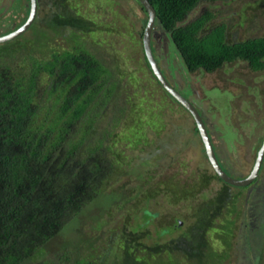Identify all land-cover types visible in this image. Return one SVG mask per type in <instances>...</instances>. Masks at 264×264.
<instances>
[{"label":"rangeland","instance_id":"1","mask_svg":"<svg viewBox=\"0 0 264 264\" xmlns=\"http://www.w3.org/2000/svg\"><path fill=\"white\" fill-rule=\"evenodd\" d=\"M39 1L33 25L8 45L18 47L21 54L37 51L47 59L51 50L72 49L77 36L78 42L86 43V48L110 72L104 90L96 99L101 103L94 111L100 115L96 134L93 131L92 135L100 134L107 122L113 120V111L119 112L120 108L122 118L114 131L119 134V140L126 136L124 127L134 124L137 111L147 121L152 116L163 120L155 128L160 130L158 136L146 130L147 124L143 125L147 145H144L146 139L144 144L136 145V138L128 135L122 147L114 148L132 163L129 168L125 165L127 169L122 166L126 170L122 171L124 176L113 188L114 192L110 189L106 196L89 204L46 245L41 259L27 264H70L83 259L95 264H116L123 258L125 249L154 264L157 257L152 254V248L156 245H161V249L170 243L173 246L184 235H189L190 242L196 245L201 234L207 240L199 248L203 258L195 254L188 257L181 250L171 248L162 253L163 264H255L257 259L264 264V168L250 187L225 186L214 177L215 171L205 155L193 119L166 94L148 67L143 48L148 16L142 6L136 0H69L65 2L69 11L65 10L68 13L64 15L65 3L60 0ZM12 7L7 11L0 9V35L22 25L29 14L28 0H15ZM204 11L214 16L209 29L226 26L230 44L264 37V0L202 2L185 23ZM69 13L76 14L75 19L82 17L80 21L87 28H81L78 23L62 24L63 15L70 18ZM8 20L17 24L5 22ZM174 52L172 73L182 78L178 84L184 85L185 67L180 64L181 56ZM154 57L169 78L171 68L155 54ZM192 77L191 87L195 89L199 109L223 132V136L215 133L214 142L220 147L224 167L237 174V178L247 177L264 140V71H253L247 62L237 61L212 74ZM47 81V77L42 79L43 84ZM113 81L115 89L111 87ZM199 81L203 87L198 89ZM172 86L188 98L184 89L174 82ZM107 89H114L113 99L110 104L106 99L103 105L101 98ZM95 105L89 109L93 111ZM163 158L166 159L162 161ZM160 160L161 165L157 163ZM152 169L156 170L155 176ZM149 177H152L150 183L145 181ZM205 207L217 212L208 223L203 222L204 218H210V212L205 217ZM143 208L152 214L148 222ZM197 224L201 225L199 234L192 230ZM222 232L229 237L224 243L220 241ZM227 241L230 245H226ZM64 255L70 256L68 262Z\"/></svg>","mask_w":264,"mask_h":264},{"label":"trees","instance_id":"2","mask_svg":"<svg viewBox=\"0 0 264 264\" xmlns=\"http://www.w3.org/2000/svg\"><path fill=\"white\" fill-rule=\"evenodd\" d=\"M149 1L156 10L157 24L171 35L177 53L191 72L202 68L212 73L237 61L247 62L253 71H264V37L230 44L225 25L209 29L214 19L209 11L185 23L200 3L228 0ZM65 2L69 0H60V3ZM63 6L64 11H69L66 3ZM64 15L62 24L78 23L81 28H87V24L84 27L80 21L82 17ZM10 43L15 41L0 44V264H27L41 259L50 241L89 204L106 196L108 190L122 180V171L132 163L114 148L122 147L128 135L136 138V145L144 139L143 144L147 145L143 125L147 124L146 130L158 136L160 130L155 128L163 118L152 116L147 121L146 116L137 111L134 124L124 127L127 137L119 140V134L114 131L122 118L120 108L119 112L113 111V120L107 122L100 134L92 135L93 131L96 134L100 115L99 111H94L101 103L96 99L104 90L110 72L86 48V43L78 42L77 36L72 49L51 50L47 59L37 51L21 54V50L8 45ZM44 77L48 78L45 84L42 83ZM115 84L113 81L111 87ZM111 89L105 91L102 104L106 99L112 103L111 93L115 88ZM93 103L96 105L92 111L89 108ZM124 131L120 134L124 135ZM157 163L162 164L161 160ZM155 171L152 169V175ZM214 177L229 186L216 173ZM209 179H213L212 176ZM150 180L152 177L145 181L150 183ZM208 208H204L205 217L210 212V218L203 219L205 223L217 213ZM144 210L148 222L152 214ZM200 229L201 225L197 224L192 230L199 234ZM200 237L196 245L190 242L189 235L173 242V246L170 243L161 249V245H156L152 248V254L157 257L154 264H163L162 253L171 248L181 250L188 257L195 254L203 258L199 248L207 240L203 234ZM227 237L222 232L221 243ZM128 251L124 250L123 258L116 264H150L147 259L140 260ZM64 258L67 262L70 260L69 255ZM70 264L95 263L83 259Z\"/></svg>","mask_w":264,"mask_h":264},{"label":"water","instance_id":"3","mask_svg":"<svg viewBox=\"0 0 264 264\" xmlns=\"http://www.w3.org/2000/svg\"><path fill=\"white\" fill-rule=\"evenodd\" d=\"M142 8L145 10L148 16V22L143 32V48L146 59L149 63L151 71L157 81L160 83L162 88L181 106H183L194 118L203 145L205 147L206 155L208 160L214 169L217 176L226 184L233 187H248L250 186L259 176L264 163V142L257 154V158L253 169L245 178H237L228 174L225 169L220 165L216 152L210 140V136L206 129L203 116L194 107V105L185 97H183L169 82L165 74L162 72L160 65L154 57L153 51V34L157 25V13L153 5L149 0H136ZM38 11L37 0H30V12L28 19L19 27L13 29L11 32L0 36V44L12 41L26 33L29 28L33 25ZM181 225V222L178 223Z\"/></svg>","mask_w":264,"mask_h":264},{"label":"flooded vegetation","instance_id":"4","mask_svg":"<svg viewBox=\"0 0 264 264\" xmlns=\"http://www.w3.org/2000/svg\"><path fill=\"white\" fill-rule=\"evenodd\" d=\"M14 1L15 0H9L8 2H7V0H6V2L5 3H2L1 1H0V9H2V8H4V10L5 11H7V10H9L11 7H12V4L14 3ZM28 2H29V12H30V0H28ZM40 1L39 0H37V5H38V8H39V3ZM27 2L25 3V6L27 7ZM13 8V7H12ZM37 14H38V11H37ZM1 15L2 14H0V17H1ZM15 16V15H14ZM28 16H29V14H28ZM28 16H27V18H26V20L28 19ZM6 17V16H5ZM8 18V17H7ZM36 18H37V16H36ZM25 20V21H26ZM0 22H1V20H0ZM5 22H7V23H12V24H17L16 23V21L15 20H8V21H5ZM12 31V30H11ZM10 31V32H11ZM9 33V32H8ZM2 34V33H1ZM5 34H7V33H5ZM5 34H2V35H5ZM2 35H0V36H2ZM12 41H14V40H12ZM12 41H9V42H12ZM153 51H154V54L157 56V58H159L160 59V62L161 63H163L165 66H167L169 69H170V71H169V73H170V75H169V78H168V76H167V79L169 80V82L171 83V85H172V83L174 82L177 86H179V87H181L182 89H184V91L187 93V99L194 105V107L199 111V113L203 116V120H204V123H205V126H206V129H207V131H208V134H209V136H210V140H211V143H212V145H213V148H214V150H215V152H216V155H217V158H218V161H219V163H220V165L225 169V171L226 172H228V174H230V175H233V176H235V177H237V174L236 175H234V173H232L231 171H229L227 168H225L224 166L225 165H223V161H225V160H223L224 158H223V156L220 154V153H222L221 152V150H220V147L219 146H217V144L214 142V136H215V133H222V136H223V132H220V131H218V129H217V127L215 126V124L213 125V123H212V121H211V119L207 116V114L205 113V112H203L202 110H200L199 108V105H198V101H197V98L196 97H194L195 95H196V92H195V89H193L192 87V76L193 75H195V74H200V75H202V74H212V73H214V72H216V71H218V70H220L221 68H218V69H216L214 72H212V73H209V72H207V71H205L204 69H202V68H198V69H196V70H194L193 72H191L188 68H187V66L184 64V62H183V60H182V58H181V61L182 62H180V64L181 65H184V67H185V71H186V73H185V71H184V76H185V78H183V80H184V85H179L178 83H181V81H182V78H179L178 77V75H176V74H173L172 73V71L174 70L173 69V65H171V59H173L172 57H173V55H174V51H176V49H175V46H174V43H173V40H172V37H171V35L169 34V33H167V32H165L161 27H160V25H156V28H155V31H154V34H153ZM7 43V42H6ZM4 44V43H3ZM169 54H171L172 56H169ZM179 54V53H178ZM228 64H230V63H228ZM160 66H161V64H160ZM164 73V72H163ZM166 76V75H165ZM194 82V81H193ZM200 83H202V81L200 82L199 81V83H196L197 84V86H198V89H199V87L200 88H202L201 87V85H200ZM192 86V87H191ZM205 90V89H204ZM182 95V94H181ZM197 97H198V95H197ZM186 98V97H185ZM205 102V101H204ZM206 103H208V101L206 102ZM206 105V104H205ZM204 105V106H205ZM183 107V106H182ZM184 108V107H183ZM185 109V108H184ZM186 110V109H185ZM187 111V110H186ZM188 112V111H187ZM189 113V112H188ZM190 114V113H189ZM190 116H191V118L193 119V122H194V127L196 128V130H197V133H198V135L200 136V134H199V131H198V129H197V126H196V123H195V120H194V118H193V116L190 114ZM221 135V134H220ZM222 139V138H221ZM223 140V139H222ZM263 142H264V140H263ZM263 144V143H262ZM260 149H261V147H260ZM259 149V150H260ZM259 150H258V152H259ZM206 153V152H205ZM206 155V154H205ZM223 155H225V154H223ZM206 157H207V155H206ZM208 159V158H207ZM209 161V160H208ZM226 163H227V161H226ZM255 164V163H254ZM263 168H264V163H263V165H262V169H261V171H260V173L262 172V170H263ZM253 169V168H252ZM252 171V170H251ZM251 173V172H250ZM250 175V174H249ZM258 178V177H257ZM257 180V179H256ZM255 180V181H256ZM252 184H255V183H252ZM251 184V185H252ZM248 187H250V186H248Z\"/></svg>","mask_w":264,"mask_h":264},{"label":"clouds","instance_id":"5","mask_svg":"<svg viewBox=\"0 0 264 264\" xmlns=\"http://www.w3.org/2000/svg\"><path fill=\"white\" fill-rule=\"evenodd\" d=\"M173 99V98H172ZM176 101V100H175ZM177 102V101H176ZM178 103V102H177ZM179 104V103H178Z\"/></svg>","mask_w":264,"mask_h":264}]
</instances>
